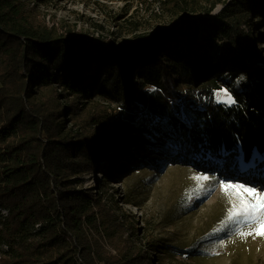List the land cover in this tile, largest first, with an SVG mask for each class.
I'll return each mask as SVG.
<instances>
[{"label": "trees", "instance_id": "16d2710c", "mask_svg": "<svg viewBox=\"0 0 264 264\" xmlns=\"http://www.w3.org/2000/svg\"><path fill=\"white\" fill-rule=\"evenodd\" d=\"M208 3L192 2L205 9L198 20L114 48L49 25L28 0H0V264H163L166 248L142 243L120 212L128 192L113 184L144 170L149 153L235 178L230 162L264 152L262 50L245 27L264 19V0H230L212 20ZM216 39L227 49L211 54ZM240 76L234 103L214 100L212 86ZM198 90L210 99L202 111ZM179 100L189 126L172 113ZM153 117L160 130L148 127ZM146 134L156 147L143 146ZM92 172L103 174L97 191L84 188Z\"/></svg>", "mask_w": 264, "mask_h": 264}, {"label": "rangeland", "instance_id": "374dc122", "mask_svg": "<svg viewBox=\"0 0 264 264\" xmlns=\"http://www.w3.org/2000/svg\"><path fill=\"white\" fill-rule=\"evenodd\" d=\"M28 1L39 9L49 25L55 23L68 30L85 32L93 39L121 48L136 45L157 33L175 28L188 18L198 20L199 16L204 15L203 8H207L208 2L216 1V8L208 16L212 20V16L218 14L230 0H223V3L218 0H195L203 4L202 9L196 5L191 7L194 0H178L190 4L186 11L166 4L167 0ZM245 27L256 34L259 49L262 50L260 62L264 65V19L250 18ZM225 44L222 39H216L211 54L224 52L227 49ZM167 64L172 67L170 62ZM227 75L229 73L221 76V81L227 82ZM135 79L138 80L137 77ZM246 80L245 76L238 77L232 88L219 81L220 90H214L213 86L210 88L214 100L225 102L229 96L234 97L235 90L239 93ZM179 89L183 87L180 86ZM195 97V107L202 111V104L210 99L200 94V90ZM99 101L98 104L101 103ZM106 102L111 105L112 116L109 123H112L119 111V104L114 98ZM178 104L179 111L171 108L172 113L189 126L184 112L185 105L182 100ZM150 121L151 123L147 121L149 128L161 129L159 118L153 117ZM142 142L143 146L149 144L156 147V142L147 134ZM155 155L149 153L142 161L146 165L144 170L122 175L119 182L113 184L115 191L128 192L127 200L130 204L120 203V212L140 236L143 234L142 243L149 240L164 246L167 251L161 258L163 264H264V236H256L254 229L258 226L245 223L243 217L229 221L228 211L231 205L221 188L223 183L242 184L258 191L264 190V152L255 149L248 160L239 155L230 162L232 169L240 172L235 178L221 175L218 171L206 173L199 167L188 166L184 162L170 161L161 164V160H158L161 155ZM155 157L157 160H154ZM197 158L199 162L202 156ZM206 158L221 163V159L212 155H207ZM121 161L118 162L119 165L123 163ZM204 175L209 179L199 185L192 179L193 176ZM88 177L89 181H84V188L91 187L97 191L98 181L103 174L96 175L92 172ZM242 231L252 232V235L242 237L239 235Z\"/></svg>", "mask_w": 264, "mask_h": 264}, {"label": "snow or ice", "instance_id": "6c2138e0", "mask_svg": "<svg viewBox=\"0 0 264 264\" xmlns=\"http://www.w3.org/2000/svg\"><path fill=\"white\" fill-rule=\"evenodd\" d=\"M227 95V94H226ZM227 103L235 101L229 96ZM192 179L199 185L202 181H207L208 176H193ZM224 194L228 197L231 205L228 211L229 221L238 217L245 218V223L255 224L258 227L254 229L256 236H264V190L258 191L252 187H246L242 184H221ZM239 235L246 237L252 235V232H240Z\"/></svg>", "mask_w": 264, "mask_h": 264}, {"label": "bare ground", "instance_id": "6f19581e", "mask_svg": "<svg viewBox=\"0 0 264 264\" xmlns=\"http://www.w3.org/2000/svg\"><path fill=\"white\" fill-rule=\"evenodd\" d=\"M96 175H98V173H96ZM99 176L101 177V175L99 174Z\"/></svg>", "mask_w": 264, "mask_h": 264}, {"label": "water", "instance_id": "95a60500", "mask_svg": "<svg viewBox=\"0 0 264 264\" xmlns=\"http://www.w3.org/2000/svg\"><path fill=\"white\" fill-rule=\"evenodd\" d=\"M180 25V24H179ZM94 40H97V39H94Z\"/></svg>", "mask_w": 264, "mask_h": 264}]
</instances>
